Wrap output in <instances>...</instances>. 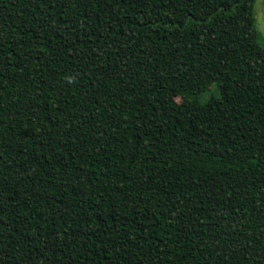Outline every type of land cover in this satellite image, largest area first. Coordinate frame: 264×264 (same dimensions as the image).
<instances>
[{
	"label": "trees",
	"instance_id": "trees-1",
	"mask_svg": "<svg viewBox=\"0 0 264 264\" xmlns=\"http://www.w3.org/2000/svg\"><path fill=\"white\" fill-rule=\"evenodd\" d=\"M255 2L0 0V264H264Z\"/></svg>",
	"mask_w": 264,
	"mask_h": 264
},
{
	"label": "rangeland",
	"instance_id": "rangeland-1",
	"mask_svg": "<svg viewBox=\"0 0 264 264\" xmlns=\"http://www.w3.org/2000/svg\"><path fill=\"white\" fill-rule=\"evenodd\" d=\"M254 16L256 20V26L258 31L261 33V35L264 37V5H260L257 0L254 3ZM212 88V84L208 85V89ZM208 96L204 97L202 100H205ZM178 101H180V98H176Z\"/></svg>",
	"mask_w": 264,
	"mask_h": 264
},
{
	"label": "snow or ice",
	"instance_id": "snow-or-ice-1",
	"mask_svg": "<svg viewBox=\"0 0 264 264\" xmlns=\"http://www.w3.org/2000/svg\"><path fill=\"white\" fill-rule=\"evenodd\" d=\"M257 2H258L260 5H264V0H257ZM240 6H243V3H241Z\"/></svg>",
	"mask_w": 264,
	"mask_h": 264
}]
</instances>
